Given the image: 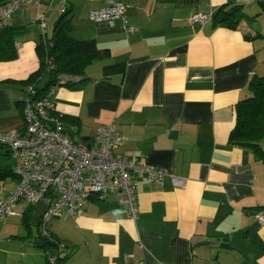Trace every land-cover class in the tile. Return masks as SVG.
<instances>
[{
	"label": "crops",
	"instance_id": "obj_1",
	"mask_svg": "<svg viewBox=\"0 0 264 264\" xmlns=\"http://www.w3.org/2000/svg\"><path fill=\"white\" fill-rule=\"evenodd\" d=\"M120 1L135 28L128 36L119 20H89L103 0H67L69 36L93 41L100 55L85 67L80 89L59 86L51 100L72 140H91L98 127L112 125L120 138L115 155L143 159L184 185L138 176L136 220L115 196L52 218L48 231L67 254L62 264H264V222L257 220L264 216V160L228 143L236 104L250 95V79L264 76V0ZM48 3L21 4L6 23L19 31L16 58L0 61V133L24 126V80L39 67L37 20ZM222 6H240L236 29L190 22ZM59 16L54 2L47 34ZM260 146L264 151V140ZM15 183L0 180V191ZM29 209L21 203L0 223V264H46L33 212L25 220Z\"/></svg>",
	"mask_w": 264,
	"mask_h": 264
},
{
	"label": "built area",
	"instance_id": "obj_2",
	"mask_svg": "<svg viewBox=\"0 0 264 264\" xmlns=\"http://www.w3.org/2000/svg\"><path fill=\"white\" fill-rule=\"evenodd\" d=\"M43 0H9L0 15V28L21 4L39 5ZM103 7L92 9L89 20L114 26L121 21L126 36L135 28L128 24L127 6L120 0H103ZM56 2L60 14L67 12V0H49L45 12L37 20L41 42L47 40V14ZM212 13L197 12L192 24L203 27L212 20ZM52 86L40 100H33L36 89L28 86L23 99V123L19 131L0 133V145L5 146L14 160L12 172L16 183L11 191H0V223L18 214L23 203L35 207L39 202L45 209L38 219L40 234L50 235L48 223L64 212L72 216L81 212L91 200L104 201L115 196L125 216L138 218L137 177L148 183L162 184L169 177L175 186H183L184 179L148 164L143 159L129 160L115 155L120 138L112 125L98 127L91 140L74 141L64 131L56 114L51 96ZM264 222V216H257ZM62 247V245L60 246ZM55 258H49L54 263Z\"/></svg>",
	"mask_w": 264,
	"mask_h": 264
},
{
	"label": "trees",
	"instance_id": "obj_3",
	"mask_svg": "<svg viewBox=\"0 0 264 264\" xmlns=\"http://www.w3.org/2000/svg\"><path fill=\"white\" fill-rule=\"evenodd\" d=\"M6 0H0V5ZM66 14H60L51 38L45 44L39 42L36 50L39 58L38 69L31 73L24 84L36 89L33 100L42 99L52 86H64L69 89H80L88 78L84 76V69L99 57V50L93 41H77L69 36L71 26L66 19ZM242 17L240 6H222L212 17L213 26L225 24L228 28L236 29ZM18 29L5 25L0 28V61H10L16 58L14 39ZM77 76L74 81H62L61 76ZM45 77L48 78L43 89H38L37 84ZM250 95L240 100L235 106V125L229 133L228 143L252 150L262 160L264 151L260 143L264 140V76H253L248 83ZM23 116V101L20 104ZM5 153L9 154L8 149ZM16 179L12 168L0 166V180ZM26 211L25 220L30 221L34 207ZM28 224V223H27ZM29 225V224H28ZM35 225H38L36 221ZM40 233V229H39ZM42 248L46 256V264H52L49 258H55L53 264H62L67 254L58 238L51 233L42 236ZM62 245V247H60Z\"/></svg>",
	"mask_w": 264,
	"mask_h": 264
},
{
	"label": "water",
	"instance_id": "obj_4",
	"mask_svg": "<svg viewBox=\"0 0 264 264\" xmlns=\"http://www.w3.org/2000/svg\"><path fill=\"white\" fill-rule=\"evenodd\" d=\"M48 78L45 77L43 80H41L38 84H37V88L38 89H43L46 82H47ZM45 204L43 202H39L33 209V215H32V223L35 224L37 219L39 218V216L42 214V212L45 209ZM40 243V241H39Z\"/></svg>",
	"mask_w": 264,
	"mask_h": 264
},
{
	"label": "rangeland",
	"instance_id": "obj_5",
	"mask_svg": "<svg viewBox=\"0 0 264 264\" xmlns=\"http://www.w3.org/2000/svg\"><path fill=\"white\" fill-rule=\"evenodd\" d=\"M52 37V30L50 28H48V34H47V39ZM0 152H5V149L1 148ZM14 162L13 159H11V157H5L3 154L0 153V163L3 164H12V161Z\"/></svg>",
	"mask_w": 264,
	"mask_h": 264
}]
</instances>
